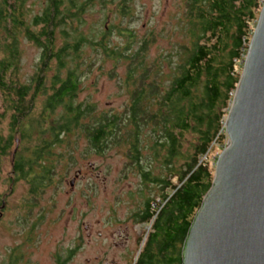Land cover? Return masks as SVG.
Returning <instances> with one entry per match:
<instances>
[{
	"label": "trees",
	"instance_id": "1",
	"mask_svg": "<svg viewBox=\"0 0 264 264\" xmlns=\"http://www.w3.org/2000/svg\"><path fill=\"white\" fill-rule=\"evenodd\" d=\"M263 3L181 0L161 35L169 47L156 46L154 56L158 32H134L129 0H0V182L10 156L8 186L23 181L28 189L24 213L56 184L59 166L82 139L99 155L125 146L143 200L133 218L152 223L134 264H183L184 242L216 172L209 153L224 143L242 77L237 65L247 57ZM26 42L38 60L21 82ZM120 65L129 96L124 110L79 102L84 71L112 77Z\"/></svg>",
	"mask_w": 264,
	"mask_h": 264
},
{
	"label": "rangeland",
	"instance_id": "2",
	"mask_svg": "<svg viewBox=\"0 0 264 264\" xmlns=\"http://www.w3.org/2000/svg\"><path fill=\"white\" fill-rule=\"evenodd\" d=\"M129 2L134 17L130 26L134 32L138 31L141 38L151 29L149 26L154 27L155 34L158 32L157 42L151 50L154 56L159 51L156 46L169 47L168 39L161 35L166 32L169 12L178 14L181 0ZM37 10L35 7V12ZM98 11L101 10L95 12L94 20L101 17ZM23 45L21 67L24 78H21V82L34 73L33 66L38 60V49L28 42ZM107 68L108 73L112 74L114 68L111 65ZM236 70L241 74L244 63L238 64ZM84 72L79 102L89 99L88 103L96 105L102 112L125 109L129 96L122 88L126 74L123 65L115 70L117 75L112 77L96 68L92 73ZM227 117L228 114L226 120ZM6 123L5 118L2 123L4 128ZM227 139L226 132L224 143L215 144L209 153L211 169L215 168L220 154L226 149ZM75 148L74 162L68 159L59 166L56 184L37 198L38 205L27 214L22 210L28 195L27 186L23 181L8 186L11 158L7 156L2 160L0 264L9 261L12 248H19L25 254V259L19 264H54V253L66 255L69 251L72 252L70 264H134L152 223H136L133 218L143 200L138 192L141 185L139 175L131 169L127 170L124 157L126 147L111 148L99 155L82 139ZM150 194L148 192L146 196ZM153 194L156 198V190ZM156 201L159 202L158 197ZM142 235L145 237L139 242ZM16 257L20 258L17 254L13 260Z\"/></svg>",
	"mask_w": 264,
	"mask_h": 264
},
{
	"label": "water",
	"instance_id": "3",
	"mask_svg": "<svg viewBox=\"0 0 264 264\" xmlns=\"http://www.w3.org/2000/svg\"><path fill=\"white\" fill-rule=\"evenodd\" d=\"M228 112V145L193 218L183 264H264V3Z\"/></svg>",
	"mask_w": 264,
	"mask_h": 264
},
{
	"label": "flooded vegetation",
	"instance_id": "4",
	"mask_svg": "<svg viewBox=\"0 0 264 264\" xmlns=\"http://www.w3.org/2000/svg\"><path fill=\"white\" fill-rule=\"evenodd\" d=\"M15 252H17V254L20 256L19 260L17 261V264H19L22 261V259H25V254H23V252H21V250L19 248H16ZM17 254H15V255H17ZM14 256L10 255L9 260L11 259V261H12ZM71 259H72V252L69 251V252L66 253V255H64V254L57 255L56 253H54V256H53L52 260H53L54 264H57L56 262H58V264H70ZM8 263H9V261H7L6 264H8Z\"/></svg>",
	"mask_w": 264,
	"mask_h": 264
}]
</instances>
